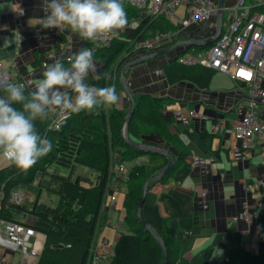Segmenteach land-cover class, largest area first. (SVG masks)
<instances>
[{
	"label": "crops",
	"instance_id": "obj_1",
	"mask_svg": "<svg viewBox=\"0 0 264 264\" xmlns=\"http://www.w3.org/2000/svg\"><path fill=\"white\" fill-rule=\"evenodd\" d=\"M231 1L233 0H223V3ZM121 3L127 14L128 25L119 32L117 38L128 40L127 35L135 29L138 22L130 17L129 5L125 1ZM44 15L42 0H0V60L16 72L15 78L18 81H24L25 94L43 78L45 67L40 66V62L47 51H54L65 66H69L71 61H64V56L68 52H78L87 42L69 29L63 34L28 32V29L37 24L35 19ZM167 23L172 28L175 26L168 20ZM201 29H204V34L207 32L206 27ZM64 44L67 50L63 49ZM193 47L195 51L199 49ZM186 50H188L186 47H181L177 54ZM94 60L98 71L86 77L85 82L89 85L102 72L106 58L94 57ZM170 61L167 54H162L124 70L135 102L142 93L164 97L162 116L168 122L169 129L177 134L189 150V154L183 156V162L176 169L161 183H156L147 190L142 214L154 222L158 216L168 217V223L179 241L180 258L177 264H225L233 248L243 247L251 252H258L261 229L258 222L247 224L238 217L242 201H249L264 217V185L259 186L257 183L264 175V159L259 154L258 142L253 139V143L243 149L230 135L213 133L211 130L214 119L235 120L244 114L248 104L247 88L236 83L224 72L212 70L199 63L185 65L177 61L174 65L200 69L195 71L196 75L193 78L168 82L164 68ZM215 77L217 79L214 81ZM119 94L116 107L127 111V98L123 89ZM255 100L258 103L259 115L264 120V97L257 95ZM189 110H196L209 118L206 120L192 118ZM143 138L144 142L166 146L174 153L175 159L177 158L174 147L160 136L150 134ZM117 157L115 154L114 158ZM137 157H140L139 162L127 165V168L149 163L150 157L147 154L135 156L129 162ZM7 164L1 156L0 168ZM53 165L48 168L49 171L55 169ZM78 166L83 165H75L73 176L82 174L92 182L94 172L87 168L77 172ZM66 170V174L63 172L60 174L67 175L69 170ZM126 179L127 171L120 182L124 194ZM22 188L27 191L25 205L31 207L33 200L39 198V195H35L34 188L30 191L26 187ZM120 196L115 194L116 203L113 207L102 206L105 195L102 199L100 211L105 222L97 228L94 235L95 242L103 244L105 241L102 261L108 260L112 255L116 234L126 232L123 208L125 195L119 204ZM119 205L121 209L115 222L118 230L111 234V228L103 226L110 225L115 213H118ZM111 213L114 214L113 218L110 217ZM20 216L23 215L15 218L21 220ZM118 219L123 225L122 229H119ZM234 237L240 238V241H236ZM41 239L43 245V235ZM209 250L212 258L215 254L221 255L220 263L216 261L209 263L210 260L204 258ZM37 258L33 260L35 263ZM19 259L20 255H12L13 263Z\"/></svg>",
	"mask_w": 264,
	"mask_h": 264
},
{
	"label": "trees",
	"instance_id": "obj_2",
	"mask_svg": "<svg viewBox=\"0 0 264 264\" xmlns=\"http://www.w3.org/2000/svg\"><path fill=\"white\" fill-rule=\"evenodd\" d=\"M128 7L131 10L130 17L134 19L137 11L131 6ZM171 28L172 26L163 17H144L127 35L128 40L115 37L110 47L102 46L94 50V57H104L106 60L99 75L100 78H96L91 84L95 87L109 86L110 79H104L103 74L108 73L112 57L119 55L130 40L149 38L159 31ZM91 44L92 42L87 41L83 47L91 46ZM126 59H121L118 67L126 62ZM175 62L173 59L165 65L164 73L168 82L193 78L196 75L195 71L200 69L174 65ZM113 85L120 96L122 88L119 85L118 76ZM260 86L264 90V79ZM3 95L4 92L1 90L0 97ZM163 102L164 97L147 93L140 94L128 122V134L133 140L145 141L144 136L155 134L164 139L167 144L172 145L177 152L172 170L163 177L150 181L148 189L156 183H161L170 172L183 162V156L189 154L188 148L177 134L169 129L168 122L163 118L161 111L164 106ZM125 113L126 110L118 109L116 105L111 108L93 110L91 113L80 112L69 116L59 130L47 132H45V128L51 117L44 121L37 120L34 124L38 133L41 136H46L53 145L49 154L40 158L26 172L20 171L9 163L0 168V193L2 194L0 216L25 223L44 236L36 264H87L89 249L96 230L105 222L100 207L109 178L110 163L113 159L117 162H128L141 154L149 155V163L128 167L127 179L124 183L123 208L126 232L116 234L113 253L108 260L102 261L101 264L160 263L162 259L160 244L137 220L135 206L142 182L150 174H155L162 169L169 159L165 155L145 153L131 148L124 142L121 125ZM117 141L126 144L125 147L128 150L114 146L118 144L122 146ZM116 149L118 151L114 152ZM115 154L118 156L117 159L114 158ZM52 164H58L68 169L69 173L62 175L56 168L49 171L48 168ZM77 164L94 172L92 182L82 174L73 176L74 167ZM45 176L48 178L47 181L44 179ZM34 179H38L37 184L41 190L48 188L58 196L59 201L56 205H46L38 197L33 200L31 207L26 206L25 202L20 205L8 202V195L12 188L30 185ZM26 214L32 216L31 223L15 218ZM147 220L164 241L167 254L166 264H177L180 258L179 241L168 223V217L158 216L155 222ZM257 222L261 229L258 252H251L243 247L233 248L225 264H264V217L261 216V213L257 215Z\"/></svg>",
	"mask_w": 264,
	"mask_h": 264
},
{
	"label": "built area",
	"instance_id": "obj_3",
	"mask_svg": "<svg viewBox=\"0 0 264 264\" xmlns=\"http://www.w3.org/2000/svg\"><path fill=\"white\" fill-rule=\"evenodd\" d=\"M122 1L136 9L137 15L133 19L136 22L144 17H163L175 26L166 31H159L149 38L130 40L126 48L119 54V59L117 58L118 65L121 59L127 58L126 61H128L180 39L209 37L214 34L216 29L217 0ZM261 7H264V0H254L253 2L233 0L230 3H223L222 27L217 38L209 45L207 44V47L206 45L198 47L199 49L195 52L186 50L176 53L175 59L181 64L199 63L212 70L224 72L236 83L246 86L248 104L244 114L235 120L214 119L211 123V130L213 133L230 135L238 141L243 149L248 148L253 143V139H256L260 149L259 154L264 159V120L259 115L258 103L255 100L257 95L264 97V90L260 86L264 79V9ZM225 12L226 17L224 16ZM206 23L209 25H207V32L204 34L201 25ZM65 30L43 29L37 23L28 29V32L32 34H63ZM192 34H197V36ZM114 38L99 41V47H110ZM65 44L63 49L67 50ZM99 47L92 43L91 46L83 48L96 50ZM186 49H190V47H186ZM74 54L68 52L63 60L71 61ZM57 58L54 51H47L41 59L40 66L50 65ZM116 63L112 75L113 82L116 79ZM15 75L16 72L0 60V80L25 85L24 81H18ZM1 90H3L2 87H0ZM188 113L196 119L206 120L209 118L196 110H189ZM68 117L55 113L46 125L45 132L59 130ZM126 171V162H117L113 159L110 163L109 178L102 206L113 207L115 205V194L120 189V182ZM257 183L259 186L264 185V175L257 180ZM26 195L27 191L24 188L14 187L9 192L8 202L16 205L23 204ZM257 215L258 212L254 206L249 201L243 200L238 217L247 224H251L257 222ZM42 235L25 223L0 216V264H36L33 260L38 257L42 248ZM240 245L242 246L241 242ZM104 246L105 241L103 244H99L93 239L87 264H101ZM14 253L20 255V259L16 263L11 260Z\"/></svg>",
	"mask_w": 264,
	"mask_h": 264
},
{
	"label": "clouds",
	"instance_id": "obj_4",
	"mask_svg": "<svg viewBox=\"0 0 264 264\" xmlns=\"http://www.w3.org/2000/svg\"><path fill=\"white\" fill-rule=\"evenodd\" d=\"M42 10L44 17L35 19L41 28L69 29L96 47L99 41L118 36L128 25L121 0H42ZM97 71L94 49L82 48L69 66L60 58L46 65L43 78L28 94L24 84L0 80L4 92L0 97V156L26 172L53 147L38 133L35 121L47 120L53 113L67 117L116 105L119 95L114 85L95 87L85 82ZM103 78L110 76L105 72Z\"/></svg>",
	"mask_w": 264,
	"mask_h": 264
},
{
	"label": "water",
	"instance_id": "obj_5",
	"mask_svg": "<svg viewBox=\"0 0 264 264\" xmlns=\"http://www.w3.org/2000/svg\"><path fill=\"white\" fill-rule=\"evenodd\" d=\"M217 5H218V13H217V17H216V29H215V32L213 35L206 37V38H203V39L190 38V39L177 40L168 46H164V47H161V48L156 49L154 51H151L149 53H146V54L137 56L135 58H132V59L124 62L123 64H121L117 69V76H118V80H119V85L121 86V88L125 92L126 98H127V104H126L127 111H126V113L122 119V125H121L122 137H123L124 142L128 146H130L131 148L143 151L145 153L149 152V153H153V154L157 153V154L165 155L169 159V161L162 167V169H160L155 174H150L142 182L141 191H140V194H139L136 206H135V216H136L137 220L139 221V223L141 225H143L145 230L149 231L151 233V235L160 244V247L162 250V259H161L159 264H166L167 263V261H166L167 260L166 259V256H167L166 246L164 244L163 239L155 231L152 224L143 216L142 209H143V205L145 202L149 182L163 177L167 172L172 170L174 163H175V155L166 146L156 145V144L148 143V142H144V141H135L132 138H130V136L128 134V122H129V119H130V117L133 113V110H134L135 99H134V95H133V93H132V91H131V89H130L127 81H126V78L124 76V70L129 68V67H132L135 64L140 63L142 61L149 60V59L155 58L157 56H160V55L172 50L173 48H175L177 46L202 47V46L207 45L208 43H212L217 38V36L220 34L221 27H222L223 0H217Z\"/></svg>",
	"mask_w": 264,
	"mask_h": 264
},
{
	"label": "rangeland",
	"instance_id": "obj_6",
	"mask_svg": "<svg viewBox=\"0 0 264 264\" xmlns=\"http://www.w3.org/2000/svg\"><path fill=\"white\" fill-rule=\"evenodd\" d=\"M225 1H227V0H225ZM224 16L226 17V12L224 13ZM205 25H209V24H207V23L206 24H202L201 27H206L207 28V26H205ZM143 39H145V38H143ZM166 46H168V45H166ZM179 50H181V46H177V47L173 48L172 50H170V51H168V52H166L164 54H167V57H168L169 60H173V59H175L176 53ZM188 51L194 52L195 51V47H190V49H188ZM118 56L119 55H117L116 57H112V59L109 62V64H110L109 65V70H108V73H109V76H110V84L109 85H113V81H112V79H113V76H112L113 75V69L115 70V63L118 61L117 58L119 59ZM176 60L177 59H175V61ZM116 64H117V66H116V77H117L118 63H116ZM110 73H111V75H110ZM213 79L215 81V79H217V78L215 77ZM126 108H127V106H126ZM113 123H116V122L113 121ZM117 142L120 143V141H117ZM120 144H122V142ZM125 145L126 144H122V146H121V145L118 144V145H114V146H118V148H122L124 150H128L125 147ZM117 151H118L117 149L114 150V152H117ZM140 157H137L136 159L132 160L131 162H129V161L126 162V165L136 164L137 162H139ZM53 167H55L56 169H58L59 173H62V172L65 173V174L67 173V170L65 168L61 167L58 164L53 165ZM85 168L86 167H84V166H78L77 172H82V170H85ZM44 179L47 181L48 178H46V176H45ZM32 183L33 184L26 185L25 187H26V189L28 191H30L32 188H34L35 189V195H39V200L40 201H42L46 205H52V206L53 205H56L58 203L59 198L56 196L55 193L52 192V190H49L48 188H45V189H42L41 190V188L38 187V184H37L38 183V179H34V181ZM86 185H88V184H86ZM116 195H119V196L121 195L119 197V200L118 201H119V204L122 203L123 195H124V190H123V187L122 186H121V188L118 191H116ZM120 209H121V205L118 206V213H115V217H114V214H113L114 212L110 214V217L111 218L114 217L113 220L111 221L110 225H104L103 226V227H110L111 228V234H113L115 232V230L117 229L115 222H116V218H118V214H119V210ZM29 215L30 214L23 215L22 217L20 216V219L21 220H26L27 223H31V221H32L33 218H32L31 215L30 216ZM27 219H29V220H27ZM117 223H118L119 229H122L123 228V225H122V223L120 222L119 219L117 220ZM234 238H235L236 241H238V240L240 241V238L239 239L237 237H234ZM242 241H245L246 242V240H242ZM110 247H112V246H110ZM210 254L211 253H210V250H209V251H207L206 256L204 255V258L206 260H210L209 263H214L215 261L217 263H220V260H221V255L220 254H218V255L215 254L213 256V258L211 257L212 254L211 255ZM16 255H17V253H14V256H16Z\"/></svg>",
	"mask_w": 264,
	"mask_h": 264
}]
</instances>
